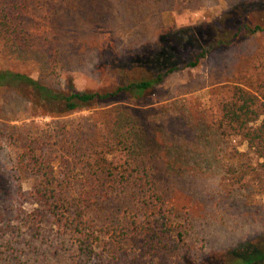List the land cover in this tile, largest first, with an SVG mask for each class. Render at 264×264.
Returning a JSON list of instances; mask_svg holds the SVG:
<instances>
[{
    "label": "rangeland",
    "instance_id": "rangeland-1",
    "mask_svg": "<svg viewBox=\"0 0 264 264\" xmlns=\"http://www.w3.org/2000/svg\"><path fill=\"white\" fill-rule=\"evenodd\" d=\"M259 4L264 6V0H51L55 60L37 49L9 51L0 41V67L25 72L54 88L116 90L126 83L124 75H118L120 67L158 52L163 33L223 19L239 6H250L240 23L263 29L245 32L226 47L208 50L200 39L186 52L179 49L180 63L207 51L195 67L171 73L143 99L125 90L94 108L43 117L14 89H0V127L25 124L36 139L46 133L42 152L54 158L59 152L55 137H49L54 129L80 135L92 129L99 137L102 118L117 119L108 159L114 165L130 159L148 175L154 190L172 205L171 221L193 249L195 261L213 257L219 264L230 263L233 251L264 237V198L248 202L224 176L230 146L217 123L234 85H256L264 79V8H257ZM234 28L218 37L227 39ZM125 78L136 79L129 71ZM240 143L239 151H245L246 144ZM22 149L0 134V264H86L55 224L35 217L37 204L30 195L34 179L16 170ZM56 167L61 174L70 169L80 173V167ZM139 187L137 182L131 190H118L102 204L91 196L87 214L110 218L124 208L135 210L130 193ZM101 243L94 264L107 260Z\"/></svg>",
    "mask_w": 264,
    "mask_h": 264
},
{
    "label": "trees",
    "instance_id": "trees-1",
    "mask_svg": "<svg viewBox=\"0 0 264 264\" xmlns=\"http://www.w3.org/2000/svg\"><path fill=\"white\" fill-rule=\"evenodd\" d=\"M50 1L0 0V41L8 46L9 51L37 49L48 60H55L53 27L48 10ZM257 8L264 6L259 4ZM248 10V5L239 6L223 19L163 33L158 52L143 59L137 58L128 68L120 67L118 75L120 77L122 73L126 83L116 90L77 91L72 85L54 88L8 67H0V89H14L29 101L30 110L35 115L43 117L94 108L97 103L114 101L125 90L133 98L143 99L171 73L195 67L207 51L204 49L193 59L180 63L179 49L186 52L197 46L200 39L205 40L208 50L226 47L243 38V34L262 30L259 24L251 27L246 22L240 23V17ZM234 26L230 37H218L220 33L225 34V29L231 30ZM128 71L136 79L127 80ZM101 122L103 131L99 137L92 129L83 135L54 129L55 135L49 136L55 137L54 143L59 151L54 158L47 151L42 152V146L47 142L43 137L46 133H39L41 135L38 134L36 139L25 124L7 125L5 129L0 127V134L9 143L23 147L16 160V170L18 174L34 179L30 195L37 204L35 217L55 224L59 232L71 240L74 250L83 256L86 264H94L98 259L96 245L99 240L102 242L100 251L107 257L105 264H112L111 260L116 264H219V260L213 257L201 261L193 259V249L186 245L182 231L171 221L172 205L154 190L142 169L135 168L130 159L119 165L112 164L108 156L115 146L111 137L115 125H118L117 119L107 116ZM217 123L230 146L224 176L237 184L248 202H253V198H264V79L256 85H234L230 99L221 106ZM237 143H245L246 150L239 151ZM56 164L74 169L80 167V173L75 175L70 169L67 174L66 171L61 174ZM137 182L141 187L130 193L135 210L133 207L131 210L124 208L110 218H94L87 214V201L91 196L102 204L110 201L118 190H131ZM129 254L132 256L128 261ZM232 255L235 259L224 264H264V237L243 245Z\"/></svg>",
    "mask_w": 264,
    "mask_h": 264
}]
</instances>
